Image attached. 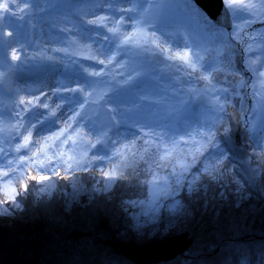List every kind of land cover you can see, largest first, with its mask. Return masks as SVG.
<instances>
[{"label":"rangeland","instance_id":"1","mask_svg":"<svg viewBox=\"0 0 264 264\" xmlns=\"http://www.w3.org/2000/svg\"><path fill=\"white\" fill-rule=\"evenodd\" d=\"M245 2L264 4V0ZM17 3L19 8L13 9L16 15L3 21V39L0 40V129H3L0 131V148L9 150L10 159L18 160L24 154L23 150L21 154L13 151L16 140L19 137L23 139L16 135V127L22 119L17 116L18 102L25 101L27 97L34 100L38 97V91L24 90L16 95L17 89L46 84L51 74L56 85L45 91L52 89L57 96V90L63 86H66L64 90L79 87L84 88L85 92H91V95L64 92L65 97L60 101L64 105L69 104L75 121L70 119L62 122L61 128H65L66 132L59 141L42 139L40 144L34 145V149L29 145L31 151L27 155L32 160H46L43 153H47V156L61 153L65 159L74 157L75 160L90 161L92 166L87 171L76 170L74 160H69L73 164L71 169L65 172L66 165L61 164L59 177L52 176L50 182L41 183L32 182L30 176L51 173L39 172L35 164L27 168L28 175L24 182L29 184V191L24 197H18L21 200L20 208L10 210L9 213L0 212V255L7 253L3 260L5 262L1 264H49L52 252L57 254L52 263L113 264L110 261L115 252L111 253L109 245L114 246L104 242L106 238L100 236L102 231L95 236L94 232H90L93 217L71 212L73 204L114 190L119 180L113 182L102 175L103 171H111L113 168L118 173H124L130 167L137 170L140 168V172L147 176V182H151L155 174L157 184L165 189L154 196L155 185L146 183L143 188L146 195L133 200L134 208L131 212L135 220L132 231L136 242L166 239L197 225L194 224L195 221L204 218V214L195 211L202 204L206 209L216 206L209 204L212 201L222 202L227 198V202H234L238 206L251 194L259 193L264 206V102H261L260 96L255 95L252 87L255 84V91L264 93V85L260 82L264 77L253 76L245 71V66L241 63L242 57L256 60L258 71L264 65V23L260 22L264 21V14L258 13L259 20L248 27H245V21L251 19L249 14H243L241 19H233L232 25L241 26V36L245 40V45H239L228 40L231 28L210 29L190 19L184 0H146L143 9L139 10L141 15L123 14L121 27L122 34L142 31L144 35L140 37V45L123 44L122 50L111 64L100 65L97 60H90L88 57L96 56L107 60L108 56L116 52L114 45L123 40V35L115 41L105 40V36H112L107 27L87 25L86 22L98 16H106L107 26L112 27L113 19H120L121 13L110 10V0H17ZM195 5L198 7L196 2ZM130 6L123 2L114 5L120 8ZM21 8L24 9L23 12L20 11ZM49 20H55L57 24H51ZM85 28L92 31H85ZM255 28H260L263 36L258 38L257 35L256 42L250 43V34ZM43 30L54 39L42 42L37 33ZM220 32L224 35L221 36ZM9 33L12 35L9 36ZM32 34L33 37L29 38ZM35 39L42 45L36 47ZM145 39L149 43H144ZM153 39L156 43H151ZM157 44L160 45L159 48ZM246 44H252L254 51L244 53L242 49ZM109 48L112 49L111 52L107 51ZM59 49L63 50V55L59 54ZM102 50L107 55L102 54ZM228 51L233 53V69L225 66ZM177 52L181 55L185 52L190 55L198 53L202 59L197 64V71L193 72L188 68L175 55ZM14 53L16 58L13 57ZM155 53L161 54L160 60L153 59ZM170 56L173 58L170 59ZM200 64L217 69L211 72V85L208 81L199 79L210 74V69H201ZM82 68L95 71L103 68L106 75L89 77V80L97 83L93 88H88L79 78V70ZM12 70L15 71L10 76L12 91L8 92L2 81ZM233 71L234 74H229ZM129 74L134 79L130 84H125ZM183 79L186 81L183 82ZM240 80L246 82L245 86H240ZM220 89H227V93ZM202 93L206 104H200L193 110L192 102ZM101 94H105L103 100L100 99ZM225 96L227 114L219 111L216 102L219 97L220 103H223ZM246 96L250 97L248 102ZM85 100L88 102L84 103ZM110 100L115 102H109ZM246 108L247 111L244 112ZM69 123L71 128H68ZM61 128L55 125L52 133L59 132ZM225 128L230 130L227 136L231 139L232 151L228 150V145L222 139ZM20 131L27 134L23 129ZM209 131L216 132V140L212 143L219 145L224 152L223 156H219L206 136L200 135ZM64 140L68 142L63 143ZM98 140L104 142L105 151H98L100 144L96 148H90V143L96 144ZM247 140L259 141V147L249 145ZM174 141L178 142L176 150L166 155L172 149ZM200 145H203V155L195 153L196 164L183 173L182 183L177 185L176 177L172 174L173 166L180 173L182 169L178 161L191 164L193 155L190 153H194ZM95 156H106V159L93 160ZM161 157L164 159L161 160ZM158 164L161 166L157 167ZM206 167L207 172L204 171ZM197 168L200 169L199 172ZM5 170L0 167V173ZM65 175L69 178L63 179ZM201 181L218 186L209 188L213 195L206 197L204 190L207 189H201L202 193H198ZM3 185L4 179L0 176V199L4 198ZM196 192L201 194L199 205H196L192 195ZM48 195L63 198L65 207L64 214H60L62 216L58 217L44 210L41 211L44 214H36V218L30 216V223L20 222L22 219L19 213L26 204L29 205L31 198L36 200ZM259 206L257 207L260 208ZM231 215L234 218L239 216L237 211ZM219 217L226 223L230 219L226 212ZM245 219L244 216L239 217L240 222ZM82 223L84 226L80 225ZM37 226L45 228L40 230L43 234L51 232V235L35 236L38 234L35 231ZM17 228L24 229L16 231ZM26 233L32 236L27 237ZM120 239L126 240L124 236ZM98 242L107 246V250L99 254L101 261L94 256L93 246ZM237 243L240 252H248L249 246L245 241L238 239ZM199 247L208 249L195 250L192 252L195 255L187 256L192 261H197L196 263L206 259L204 255L224 249L220 243L215 242ZM253 249L257 260L264 257V245H253ZM115 254L125 263L128 262L127 255ZM142 255L147 258L140 264H164L161 261L164 258L161 259L160 254L148 256V252H145ZM179 264H185V261Z\"/></svg>","mask_w":264,"mask_h":264},{"label":"snow or ice","instance_id":"2","mask_svg":"<svg viewBox=\"0 0 264 264\" xmlns=\"http://www.w3.org/2000/svg\"><path fill=\"white\" fill-rule=\"evenodd\" d=\"M128 3L131 6L126 7V8H120V7H114V5L119 4V3ZM146 2V0H110L109 3V8L113 12H118L121 13L120 19L116 20L113 19L112 27H108L106 24V21L108 20V17L106 16H98L93 20H88L86 22L87 25H97V26H102V27H107V31L112 33L111 37L105 36V40H112L115 41L117 40L121 35H123V40L120 41L119 44H115L116 52L113 53L112 55L108 56L107 60L103 59H98L96 56H89L88 59L90 60H97L98 64L100 65H106V64H111L112 61L115 59L116 55L122 50L121 45L123 44H129L133 43L137 46L140 45V37L144 35V33L140 30L134 33H128V34H122L121 33V27H122V22L124 19L123 14L125 13H135L136 15H141V11L143 9V4ZM186 6H187V13L190 17V19L194 20L197 24H203L204 26L210 28V29H220V28H231L232 31L228 33V40L229 41H235L239 45H245V40L244 37L241 36V26L240 25H235L233 26L231 24L232 19H241L243 18V14L247 13L251 17V19H248L245 21V27L250 26L251 24L256 23L259 20V14H264V4L257 5L253 3H246L245 0H223L224 4V11H223V19L221 20L220 18L216 19H210L203 11H201L196 5H195V0H184ZM25 8L27 5L24 6ZM14 8H19V4L17 3V0H0V40L3 39V21L4 19L10 17V16H15L16 13L13 11ZM21 12L24 11L23 8L20 9ZM131 18V17H130ZM261 23H264V21H260ZM139 23V22H137ZM84 22H82L83 26ZM85 31H92V29L85 28ZM9 36L12 35V33L8 34ZM154 36V34H152ZM220 35L223 36L224 33L220 32ZM144 43H149L147 39L144 40ZM151 43H156V40L153 39ZM157 47L159 48L160 45L157 44ZM227 48V45H226ZM163 51V49H161ZM60 51V50H57ZM108 52H111L112 49L109 48L107 50ZM242 51L244 53H251L254 51L252 44H246L245 47H243ZM102 54L107 55V52H104L102 50ZM177 57H179L184 63L187 65L188 68H190L193 72L197 71V64L201 61V57L199 56L198 53H193L189 54L187 52L181 53L177 52L175 54ZM232 55L233 53L231 51L227 52V55L225 56V66L229 69H233V61H232ZM13 57H15V53L13 54ZM170 59L173 57H169ZM241 63L245 66V71L250 72L253 76H258V77H264V65L260 66V69L258 71L256 65L257 61L252 60L251 58H241ZM201 69H210V74L201 76L199 79L205 80L209 82V85H211L212 82V77H211V72L217 71V69L212 68L210 65L205 66L203 64H200ZM191 74V73H190ZM229 74H234L233 72H230ZM102 75H106L104 72V69L101 68L100 71H95V70H88V69H80L79 70V78L83 80L84 84L88 88H93V85L96 84V81L89 80V77H99ZM134 77L129 74V77L127 80L124 81L125 84H130ZM262 85H264V80L260 81ZM239 84L241 87L245 86L246 82L244 80H240ZM254 93L256 96L261 97V102H264V93L255 91V84H252ZM67 91H71L73 93L75 92H83L85 96H90L91 92H85L84 88H72V89H67ZM221 92L227 93V89H220ZM105 94H101L100 99H104ZM88 101L85 100L84 103H87ZM109 102H115L114 100H110ZM216 102L219 106V111L226 113V105H227V97L225 96L224 102L220 103L219 97L216 98ZM21 104H25L24 100L20 101ZM28 104L32 105V111L30 115H25L29 113V108L26 106L24 109V113H18L17 116L22 117L21 121L19 122V126L16 127V135L17 136H22V142L17 143L15 145V149L13 150L14 153L16 154H21L22 150H24V154L20 155V159H10L9 157V150H6L4 148H0V167L5 168L6 170L0 173V176L3 177L4 179V185H3V199H0V212L4 213H9L10 210L13 209H18L21 206V200L18 199V197H24L27 192L29 191V184L24 182L25 177H27V168L30 167L31 165L35 164L37 165V170L39 172H48L51 173V175H33L30 176V180L35 183H41V182H50L52 180V176L59 177L60 172L59 168L61 164L66 165L65 167V172H67L68 169H71L73 167L72 163H69V160H74L76 170H81L83 169L84 171H87L89 167H91V162H84L82 160H75L74 157H68L65 159L61 153H54L52 156H47V153H43L47 157L46 160H39L38 158L36 160H32L28 157L27 152L31 151L29 145L30 144H40V140L33 141L32 140V135L33 132L36 131L37 134L43 133L44 131L50 130L54 125H55V120L52 119V117H55L56 111L60 108V105H56L55 109H51L47 115L44 113H39L35 111L36 107L44 108V109H49V105L47 103H39V97L35 98V103L32 101H29ZM81 107H83V104H81ZM79 115V113H77ZM43 117V118H41ZM72 121H75V116H73ZM35 120V123H32L31 121ZM25 121L27 123H25ZM71 123L68 124V128H71ZM20 129H23L24 132L27 134L24 135ZM3 129H0L2 131ZM230 130L225 128L224 132L225 135L222 137L224 139V142L226 145H228V150L232 151L233 149L231 148V139L230 137L227 136V133ZM66 132L65 128H61L59 132H54L52 133V136H45L43 137L44 141L48 140H53V141H59L60 137L64 136ZM202 136H206L208 139V142L212 144V147L217 149L219 156H223L224 152L219 148V145L216 143H212L213 141L216 140V132L215 131H209L207 133H200ZM15 139V137H12ZM84 138H82L83 140ZM67 140H64L63 143H67ZM90 143V142H89ZM103 141L98 140L96 144H91L90 143V148H96L97 144H100L101 147L98 149V151H105L103 147ZM178 142H173V147L172 149L166 153V155H170L172 151L176 150ZM203 145H200V147H197L195 149L194 153H190L193 155V161L191 164H188L184 161H178L181 165L182 171L180 173L176 172L175 166H173V175L176 177L175 183L177 185H181L182 180L181 177L183 176V173L185 171H188L191 167H193L196 164V156L195 153H199L200 155H203L201 152V148ZM256 147H259V145H256ZM85 156L87 153L84 154ZM115 155V153L113 154ZM33 156H35V153H33ZM93 160H99V161H104L106 159V156H95L92 158ZM111 159V158H108ZM161 160L164 159V157L160 158ZM52 161H55L53 163ZM87 163V166L85 164ZM218 163L222 164V161L218 160ZM161 165H157V167H160ZM166 166V165H165ZM199 168H197V172H199ZM205 172L208 171V168L206 167L204 169ZM102 175L111 180V181H116L120 179H125L126 177L124 176L123 172H117L115 168H113L111 171H103ZM69 177L65 175L63 179H68ZM167 178H165V181ZM146 183H152L155 185L156 190L154 191L153 195L156 196L160 192H164L165 189L160 188L159 185L157 184V177L155 174H153V179L151 182ZM19 189V190H18ZM264 264V262H262Z\"/></svg>","mask_w":264,"mask_h":264},{"label":"trees","instance_id":"3","mask_svg":"<svg viewBox=\"0 0 264 264\" xmlns=\"http://www.w3.org/2000/svg\"><path fill=\"white\" fill-rule=\"evenodd\" d=\"M199 8V7H198ZM200 9V8H199ZM201 10V9H200ZM202 11V10H201ZM191 81V80H190ZM207 85V84H206ZM259 85V84H258ZM246 102L249 101L250 97L246 96ZM247 111V108L244 109V112ZM263 127V126H261ZM247 143L253 147L259 145V141L254 140V142ZM141 169L137 170L136 168H128L123 174L126 177L125 179H120L114 190L109 194H100L94 198H88L86 201L73 204L71 207V212L76 215H84L86 217L92 216L94 219L91 233L100 236H104L106 240L114 238L120 233H128L133 230L135 216L132 215V210L134 208L133 202L136 199L143 198L146 195L144 187L146 185L147 176L140 172ZM264 178V177H263ZM262 178V181L264 182ZM210 181L208 178H206ZM212 181V180H211ZM208 186V187H207ZM218 186H212V184H205L201 181L198 188L199 192L202 193L201 189L206 192V197L212 194V191H209V188L214 189ZM197 192L192 194L195 198L194 201L196 205H199L200 195ZM258 193V192H257ZM213 195V194H212ZM212 198H216L212 196ZM262 197L260 194H251L246 201H243L240 205H235L234 202H227L228 199H224L222 202H210L209 204H216V206L208 207L207 209L204 205H200L198 211L195 213H203L204 218L199 219V229L194 234L195 244H209V243H220L221 241L222 248L215 256L207 257L206 259L192 261L190 258L186 257L184 259L185 264H242L244 262L248 264H262L264 262L263 258H258L257 254L254 252L253 245H264V206L262 205ZM207 199V198H206ZM134 200V201H133ZM260 205L258 208L257 206ZM262 205V208H261ZM65 202L63 198L57 196H46L45 198L33 199L29 201V205L25 206L23 211L19 213L21 217L20 222H29L28 218L33 216L36 218V214H44L41 211H47L48 213H54L56 216H62L64 214ZM40 210V211H38ZM205 210V212H204ZM237 211L239 216L234 218L231 214ZM226 212V215L230 218L226 222H222V218L219 215H223ZM232 212V213H231ZM59 213V214H58ZM200 216V215H199ZM215 216H218L217 218ZM244 216L246 219L244 221L239 220V217ZM223 217V216H221ZM54 219L55 217L52 216ZM56 219V218H55ZM96 219V221H95ZM133 219V220H132ZM74 222V221H71ZM84 223L80 224L82 226ZM79 226V223L77 224ZM35 230L39 235H51V232L43 234L40 230L45 229L43 227L37 226ZM24 228H17L16 231L23 230ZM55 232V231H54ZM52 232V234L54 233ZM90 233V234H91ZM26 236H32L31 234L26 233ZM238 239L243 240L249 246L248 252H240L238 250ZM106 244L98 242L93 246L94 256L96 260H100L99 254L106 249ZM110 249V248H109ZM112 252V250H111ZM195 252V251H191ZM51 262L49 264H58L57 261L52 263L54 256H57L56 252L50 253ZM195 255V253H193ZM7 256V253H2L0 255V264L4 263ZM113 259L110 261L113 264H129L125 263L122 259L116 257V254H113ZM262 259V260H260Z\"/></svg>","mask_w":264,"mask_h":264},{"label":"water","instance_id":"4","mask_svg":"<svg viewBox=\"0 0 264 264\" xmlns=\"http://www.w3.org/2000/svg\"><path fill=\"white\" fill-rule=\"evenodd\" d=\"M73 2H76V0H73ZM195 2L198 6H200V8L204 12L207 13V15L211 19L213 20L216 18H220L221 20L223 19V11H224L223 0H195ZM232 23H233V19L231 20V24ZM227 29H230V28H227ZM160 57H162L161 54L155 53L153 56V59L160 60L161 59ZM14 72L15 71L13 70L9 71L2 81V85L8 92L12 91V79H10V76ZM185 81L186 79H183V82ZM200 104H206V98L203 93L198 95L195 98V100L191 104V108L195 110L198 108ZM198 221L199 220H196L194 223L197 225L191 226L190 228H187L185 231L181 233L171 235L166 239H160V240H155V241L145 242V243L136 242L135 236H134L135 234L131 230L130 234L120 233L114 238H111L109 240H104V242L114 246V247H110L109 245V248H111L112 252L114 251L115 253H121V254L127 255L128 260L141 257V256L136 255L137 251L141 252L142 254H144L145 252L151 253L152 251L154 252L158 251L159 253H163V252H167L168 250H174V249L181 250L180 251L181 253L183 251L187 253V252L195 251V250L196 251H206L208 249L207 247H203V248L199 247V246H203L206 243L195 244L194 242V234L200 227L198 224L199 223ZM122 236H124L126 240L120 239ZM199 248L201 249L199 250ZM217 253H218V249L214 250L212 253L204 255V257H209V256L212 257V256H215Z\"/></svg>","mask_w":264,"mask_h":264},{"label":"bare ground","instance_id":"5","mask_svg":"<svg viewBox=\"0 0 264 264\" xmlns=\"http://www.w3.org/2000/svg\"><path fill=\"white\" fill-rule=\"evenodd\" d=\"M49 21L51 24H54V23L57 24V21H55V20H49ZM36 29H38V28H36ZM37 34H39V37L41 38L42 42H44V41L49 42V40L54 39L53 36L51 34H48L45 30H43ZM261 34H260V28H257V29L255 28V30L250 34V40H251L250 43L256 42V36L258 35V38H259V37L263 36ZM32 37H33V34L31 36H29V38H32ZM62 42H64V41H62ZM35 43H37L36 47H39L40 45H42L41 42L38 43L37 39H35ZM50 49H51V47H50ZM59 50H60V51H58L59 54L63 55L62 54L63 50H61V49H59ZM54 84H55V82H53L52 76L50 74V77H48V81L46 84L31 85V88H29V89L28 88L17 89L16 95L17 94L20 95L24 90L26 92H30V91L37 92L38 91L37 93H38V97H39V103L40 104L47 103L49 105V109H44V108H40L37 106L35 111H37L39 113H44L45 115H47L51 109H55L56 105H60V108L56 111V115H55L56 118L52 117V119H54L56 121L55 125L56 126L58 125L59 128H61L63 126L62 122L66 121V120H70L73 117V115L71 114V110H70L71 108H70L69 104L67 103V105H64V103L60 101V99H62L63 96L65 97L64 92H66L67 89L64 90L63 88H66V86H63V88H59L57 90V92H56L57 96L54 95V93L52 92V89H51V91H45L46 89L51 88L50 86H54ZM75 86L78 87L77 85H75ZM29 101H32L33 103H35V99L32 100L30 97L29 98L27 97L25 99V104H21L19 101L18 102L19 107L17 109L19 112H17V113H24V109L27 106L29 108V113L25 114V115H30V113L32 111V105L28 104ZM41 118H43V117H41ZM125 120L128 121L126 118H125ZM31 122L35 123V120H33ZM25 123H27V122L25 121ZM54 126L50 130L44 131L43 133H40V134H37V132L34 131L33 135H32L34 137L32 138V140L33 141L42 140L43 137H45V136H52ZM21 141H22V139L20 137L16 140L17 143H20ZM30 145L34 149L35 144H30ZM180 251L181 250H179V249L168 250L167 252H163V253H159L158 251H155V252L152 251L151 253H148V256L154 255V254H160L161 259L164 258L163 260H161V261H164V264H179V263L183 262V260L187 256L193 255V253L191 251L187 252V253L186 252L181 253ZM136 255L141 256V257L129 259L127 263H129V264H140V263L144 262L147 258V257L143 256L142 253L139 251H137Z\"/></svg>","mask_w":264,"mask_h":264}]
</instances>
